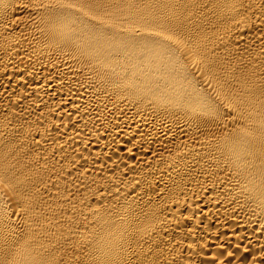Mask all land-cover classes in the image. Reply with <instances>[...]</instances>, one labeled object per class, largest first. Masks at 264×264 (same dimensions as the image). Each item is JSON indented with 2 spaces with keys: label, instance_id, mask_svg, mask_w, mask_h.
Masks as SVG:
<instances>
[{
  "label": "bare ground",
  "instance_id": "obj_1",
  "mask_svg": "<svg viewBox=\"0 0 264 264\" xmlns=\"http://www.w3.org/2000/svg\"><path fill=\"white\" fill-rule=\"evenodd\" d=\"M0 264H264V0H0Z\"/></svg>",
  "mask_w": 264,
  "mask_h": 264
}]
</instances>
